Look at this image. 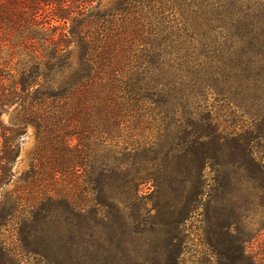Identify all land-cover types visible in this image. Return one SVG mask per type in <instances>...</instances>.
I'll return each instance as SVG.
<instances>
[{
	"label": "trees",
	"instance_id": "1",
	"mask_svg": "<svg viewBox=\"0 0 264 264\" xmlns=\"http://www.w3.org/2000/svg\"><path fill=\"white\" fill-rule=\"evenodd\" d=\"M247 54L264 59V0H0V264H148L153 233V260L179 264L180 223L217 181L204 169L263 171L262 136L201 109L229 105L223 60ZM28 124L30 167L2 192ZM105 220L118 226L102 239ZM217 226L226 262L256 264Z\"/></svg>",
	"mask_w": 264,
	"mask_h": 264
},
{
	"label": "rangeland",
	"instance_id": "2",
	"mask_svg": "<svg viewBox=\"0 0 264 264\" xmlns=\"http://www.w3.org/2000/svg\"><path fill=\"white\" fill-rule=\"evenodd\" d=\"M114 1L99 0L100 7L111 6ZM197 49L201 50L200 45ZM223 61L230 66L225 77L230 85L231 102L224 108L209 98L202 102V112L211 110L219 124V130L231 132L229 136H262L258 144L255 142L251 146L254 155L263 165V171L252 175L242 165L243 157L239 158V163L229 167L218 162L219 164L204 169L207 179L216 177L217 181L211 182V186L206 188L202 204H199L195 212L180 223L182 231L178 247L179 264H229V261L226 262L218 254L225 248V243L215 231L219 222L225 226L228 234L237 235L244 240L241 244L245 248L246 256H251L256 264H264V59L247 54L242 59L231 57L230 60ZM204 67L202 62L198 67L197 78L204 79ZM241 68L246 69L242 71ZM205 103L208 104L206 107ZM4 119L7 121L6 115ZM35 139V128L28 124L19 138V152L13 162L11 181L2 192L11 190L29 169ZM225 173L229 175L226 188L223 185ZM148 187L149 184L142 187L144 193L150 192ZM154 199L149 203V207ZM208 200L211 202L208 203ZM160 201L164 203L166 200L161 198ZM117 226L116 223L105 220L97 230L104 239L112 229L117 230ZM156 236V233L150 234L147 240L148 264H159L153 260L155 253L152 245L157 242ZM4 240L9 247L16 246L12 232H6ZM139 244L138 259H142L145 251L141 243ZM18 256L20 264H41L37 257L31 254L21 252Z\"/></svg>",
	"mask_w": 264,
	"mask_h": 264
}]
</instances>
